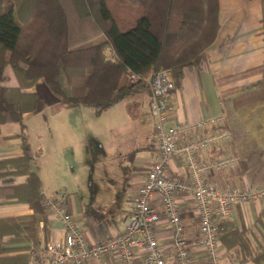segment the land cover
Returning a JSON list of instances; mask_svg holds the SVG:
<instances>
[{
	"label": "crops",
	"instance_id": "crops-1",
	"mask_svg": "<svg viewBox=\"0 0 264 264\" xmlns=\"http://www.w3.org/2000/svg\"><path fill=\"white\" fill-rule=\"evenodd\" d=\"M218 3L217 34L203 50L201 63L198 66L183 68L180 86L172 96L173 113L166 125H171L175 121L193 122L205 117H219L217 121L199 129L205 134L218 128H225L224 123L229 117L228 111L231 110L234 121L242 130V139L234 146L230 138L218 142L213 147L198 151L197 157L205 160L229 154L235 155L236 163L211 173L209 179L224 188L250 185L254 189H264V179H261V175L258 176L260 180L254 179L257 170L264 163V154L260 152L264 149V98L235 108L232 103L225 105L223 102L224 98L243 93L242 91L247 90L245 88H249L261 78L260 73L245 77H230L264 61L260 0H218ZM4 75L6 85H17L10 66L4 68ZM22 91L34 92L37 96L35 109L22 115L24 131L33 158L28 162L27 173L15 172L19 167L17 169L10 161L19 159L23 155L22 125L18 121L0 123V187L22 184L28 172H33L40 180L39 191L42 195L54 197L56 191H64L67 210L82 227L88 242L119 232L122 228V219L130 212L133 198L156 152L153 118L149 111V89L128 96L101 113V115L107 112L115 113L114 110H117L116 117L106 127L107 137L102 144L108 154H112L111 149L117 147L115 157L121 159L125 173L119 178L117 175H110L118 178L119 190L99 203L90 204L91 206L83 204L79 196L73 194L62 182L53 186L47 171L53 169V177L62 180L58 168L67 164L71 166L86 159L89 141L93 138L98 139L102 135L100 127L97 126V130L92 131L87 125L101 115L82 105L73 107L61 105L42 78ZM83 115L86 117L84 118ZM125 121L132 123L130 128H133L131 136L128 137L125 134V123H121ZM188 136L190 134L186 137H177V143H182ZM50 163L53 168L48 167ZM166 171L174 177L186 176L185 164L177 155L171 157ZM177 200L181 207L191 264H256L250 260L237 261L233 255L234 248L227 249L220 242L217 259L212 263L199 243L200 232L193 197L184 193L178 195ZM150 202L162 211V203L158 196H153ZM83 205L105 213L94 223L93 231L86 226L87 219L83 214ZM260 211H264V196L234 204L231 217L228 219L233 220L236 226L243 230L253 226ZM31 212L32 209L26 201L18 200L14 196H0V217L26 215ZM44 214L47 216L49 228L48 240L59 238L62 235L59 219L46 211ZM42 225L43 222L39 221L40 233ZM172 232L166 217L161 215L155 224V234L162 253L169 263L173 260L170 248ZM255 235L257 241L264 244V234L261 235L256 231ZM26 244L29 242L7 243L4 246ZM17 251L21 250L7 253ZM39 256L45 258V250L39 253ZM87 264H118V259L114 253H105L99 258H91Z\"/></svg>",
	"mask_w": 264,
	"mask_h": 264
},
{
	"label": "trees",
	"instance_id": "trees-1",
	"mask_svg": "<svg viewBox=\"0 0 264 264\" xmlns=\"http://www.w3.org/2000/svg\"><path fill=\"white\" fill-rule=\"evenodd\" d=\"M260 5L264 35V0ZM218 12V0H0V123L18 121L22 125L23 155L10 161L19 167L15 172L27 173L33 158L22 115L35 109L37 96L22 89L42 78L61 105H82L97 115L148 89L142 80L121 83L126 70L144 77L152 70L169 68L175 91L183 68L198 66L203 50L214 40ZM7 65L17 85L5 84ZM255 73L261 78L243 93L224 98L225 105L232 103L235 108L264 98V61L230 77ZM228 112L224 127L234 146L243 134L232 111ZM260 152L264 154V149ZM259 175L264 179V163L254 179ZM40 186L38 176L28 172L24 183L0 187V196L24 200L32 209L30 214L0 217V264H44L39 253L45 250L49 228ZM83 214L91 231L105 215L87 206ZM39 221L43 222L41 233ZM217 231L219 242L234 248L237 261L264 264V244L255 235L256 231L264 234V211L252 227L240 230L233 220L224 219L218 222ZM24 242L29 244L4 246ZM16 250L21 251L7 253Z\"/></svg>",
	"mask_w": 264,
	"mask_h": 264
},
{
	"label": "built area",
	"instance_id": "built-area-1",
	"mask_svg": "<svg viewBox=\"0 0 264 264\" xmlns=\"http://www.w3.org/2000/svg\"><path fill=\"white\" fill-rule=\"evenodd\" d=\"M121 78L124 84L142 80L149 89L155 155L133 198L130 212L122 219L121 230L97 241L86 240L82 227L67 210L64 191H56L54 197L42 195L44 210L55 215L62 225V235L45 244L44 264H87L91 258H99L105 253H114L118 264H191L177 200V196L184 193L194 199L199 243L214 263L219 247L218 222L231 217L234 204L264 196V189H254L250 185L224 188L209 179L211 173L237 161V157L231 154L205 160L197 157L198 151L229 139L230 133L225 128L205 134L199 131L219 117H205L193 122L175 121L166 125L174 109V81L169 68L152 70L144 77L126 70ZM188 134L190 136L182 143H177V137ZM175 155L181 157L185 164V177H174L166 171L169 160ZM153 196L159 197L162 211L151 204ZM161 215L166 217L173 231L170 243L172 263L164 257L155 234V224Z\"/></svg>",
	"mask_w": 264,
	"mask_h": 264
},
{
	"label": "rangeland",
	"instance_id": "rangeland-1",
	"mask_svg": "<svg viewBox=\"0 0 264 264\" xmlns=\"http://www.w3.org/2000/svg\"><path fill=\"white\" fill-rule=\"evenodd\" d=\"M120 82H122V78H120ZM114 111L115 113L107 112L102 115L100 114L101 116L87 125L92 131L100 127L102 135L98 139L93 138L89 141L90 144L86 151L88 156L83 162L78 160L79 162L71 166L65 164L66 166L58 168V173H61L62 180L53 177L54 173L53 169H51L53 165L52 163L48 165V167H51V171L48 170L47 173L53 186L62 182V184L68 186V189L73 194L79 196L83 204H88L89 206L92 203H99L101 200L108 198V196L111 197L113 193L116 194L119 190L118 178L125 173V167L122 165L121 159L115 157L117 147H111L112 154H108L105 151V146L102 144L107 137V125L116 117L117 110ZM83 117L85 118L86 116L83 115ZM121 123H125L126 137L131 136L130 133L133 132V128H130L132 123L129 121ZM126 141L129 142V139L126 138ZM110 175H117L118 178Z\"/></svg>",
	"mask_w": 264,
	"mask_h": 264
}]
</instances>
